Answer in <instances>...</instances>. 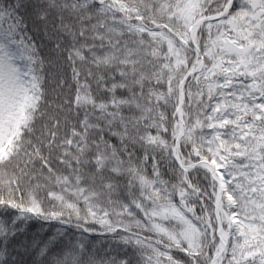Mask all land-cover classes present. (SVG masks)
<instances>
[{
    "label": "snow or ice",
    "instance_id": "6c2138e0",
    "mask_svg": "<svg viewBox=\"0 0 264 264\" xmlns=\"http://www.w3.org/2000/svg\"><path fill=\"white\" fill-rule=\"evenodd\" d=\"M0 264H264V0H0Z\"/></svg>",
    "mask_w": 264,
    "mask_h": 264
}]
</instances>
